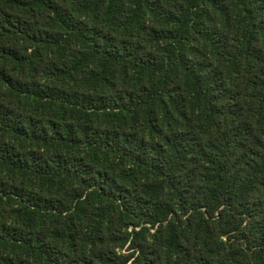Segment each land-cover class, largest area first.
Here are the masks:
<instances>
[{"label": "trees", "instance_id": "1", "mask_svg": "<svg viewBox=\"0 0 264 264\" xmlns=\"http://www.w3.org/2000/svg\"><path fill=\"white\" fill-rule=\"evenodd\" d=\"M0 264H264V0H0Z\"/></svg>", "mask_w": 264, "mask_h": 264}]
</instances>
